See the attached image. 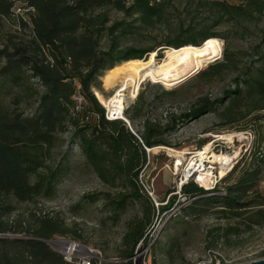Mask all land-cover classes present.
<instances>
[{
  "label": "trees",
  "instance_id": "16d2710c",
  "mask_svg": "<svg viewBox=\"0 0 264 264\" xmlns=\"http://www.w3.org/2000/svg\"><path fill=\"white\" fill-rule=\"evenodd\" d=\"M262 20L264 0H0V264H69L43 241L55 236L79 239L76 224L67 225L59 212H19L16 204L54 199L74 149L84 167L116 193L84 194L73 208L101 201L114 223L134 209L125 224L120 258L102 263L132 264L128 259L136 245L150 242L156 212L166 214L176 202L175 197L166 200L167 191L162 198L166 204L156 205L141 186L147 150L170 148L167 137L177 123L207 111L221 120V131L233 126L237 133H250L251 144L212 189L192 180L183 184L179 195L187 204L179 214L235 221L224 237L264 227L259 187L264 181ZM164 31L159 39L151 36ZM213 38L224 41L223 56L199 78L209 82L225 72L234 74L232 89L222 97L199 98L188 112L170 115L162 124L161 118L144 115L138 94L133 112L123 110L130 126L141 121L136 131L121 119L106 118L93 90L100 91L113 70L149 54L159 60L167 48L199 46ZM250 39L256 41L250 53L230 49L231 42ZM243 57L250 61L244 63ZM242 122L244 126H237ZM63 148L65 155L53 158ZM159 241L153 240L151 251L159 247L171 257L180 249L176 238Z\"/></svg>",
  "mask_w": 264,
  "mask_h": 264
},
{
  "label": "rangeland",
  "instance_id": "374dc122",
  "mask_svg": "<svg viewBox=\"0 0 264 264\" xmlns=\"http://www.w3.org/2000/svg\"><path fill=\"white\" fill-rule=\"evenodd\" d=\"M225 1L232 4L241 2V0ZM173 4L174 7H178L177 2ZM178 9L181 8L179 7ZM112 18H119V15L112 14ZM259 27L264 28V20L259 23ZM165 35L166 32L164 31L159 33L154 32L151 36L159 39V37ZM218 40L222 57L225 43L221 39ZM255 43L254 39L244 42L233 41L230 44V49L234 52H246L248 54ZM167 49L161 51V59L165 57ZM154 54H156L155 51ZM201 59L204 65L199 73L204 72L211 63L206 55L202 56ZM249 61L248 57H243L244 63ZM199 73L179 86L177 84L187 77L180 78L175 83L165 80L154 81L148 79L141 83L138 92L134 90L133 85H129L124 92L123 110L128 108L130 113H132L133 107L136 105V97L139 94L140 100L145 105L143 108L144 115L151 120L161 118L162 124H165V120L170 115L179 116L192 109L193 104L199 98H206L211 101L222 97L225 90L232 89L231 80L235 76L232 73L225 72L221 77L214 78L209 82L201 80ZM131 77L135 83L137 76L131 75ZM108 78L109 76L103 84L101 83V90L98 91L105 100L113 97L121 88L120 83H115L112 87H109L107 85ZM170 91H174L175 93L172 95L166 94V92ZM94 96L106 114L108 112L107 109L99 101L95 93ZM126 122L128 123L127 120ZM220 123L221 120L217 118L214 111H207V113L200 115L195 120H180L177 123L174 133L167 138L171 144L169 149L186 154L184 155L186 161L182 164H176L177 160L173 154L161 148L155 147L149 151L146 162L147 168L142 175L143 183L149 186L156 205L164 206L166 204L162 202V198L167 191L170 193L167 195L166 200L169 197H175L176 202L173 210L168 213L156 212L152 220V226L148 231V238L150 241L160 240L159 242L164 244L168 241V238L173 237L180 244L179 251L173 253L171 257L167 256L164 249L163 252L159 250V247L152 249V264H209L210 260L214 261L216 259L222 261L223 264H247L264 258V227L224 237L225 228L235 226V221L220 220L214 215L190 219L183 217L178 211L180 207L187 204V201L179 195L180 187L191 180L183 178V171L188 166L187 164H189L191 158H195L194 156L198 151H203L204 147L210 144L211 153L231 156L232 159L227 170H220L216 165H213L214 179H218L221 173H228L232 169L231 167L244 156L250 147L251 139L247 140V136L244 133H237L233 126L221 131L222 127H218ZM244 124L245 122H242L237 126L242 127ZM140 125L141 121L137 120L130 128L135 131L140 130ZM65 153V148L61 149V151L56 150L53 158L60 159ZM206 163L209 169L211 165L208 162ZM66 165L68 174L57 187V196L54 199H39L34 203H19L16 204L18 211L27 212L40 209L45 212H59L67 225L72 226L76 224L74 228L79 239L55 236L50 240L51 242L58 239L70 240L99 252L103 259L112 260L120 258L123 248L122 237L126 231L125 224L135 215L136 211L131 208L127 209L120 216L119 221L114 223L110 220V212L103 207L101 201L92 205L82 204L79 208L74 209L73 207L78 204L84 194L105 192L115 194L116 192L101 184L84 167L83 161L76 149L68 154ZM195 180L193 178L192 181L195 182ZM213 185H216L214 181ZM213 185L210 189L214 187ZM259 187L262 194H264V181H262ZM170 218H174V224L168 225L167 233L162 235Z\"/></svg>",
  "mask_w": 264,
  "mask_h": 264
},
{
  "label": "bare ground",
  "instance_id": "6f19581e",
  "mask_svg": "<svg viewBox=\"0 0 264 264\" xmlns=\"http://www.w3.org/2000/svg\"><path fill=\"white\" fill-rule=\"evenodd\" d=\"M220 43L218 39H209L200 46L183 47L180 49L169 48L165 51L163 59L156 60L153 54H149L146 59L135 64H128L121 69L113 70L108 78L109 87L115 83H120V90L109 99L103 97L94 91L99 101L105 106L111 119H121L126 122L123 116V103L125 100V90L129 85H133L134 90L138 92L140 85L148 79L158 81L165 80L170 83H175L178 79L188 77L197 71H200L204 65L202 56H208L209 60L219 58L221 56ZM131 75L137 76V81L134 83ZM168 152H171L176 158V164H182L186 161L185 153L174 151L168 147H158ZM150 151V150H148ZM195 158H191L188 164L189 169H193L199 162L206 161L211 166L209 169H204L203 172L198 173L196 182L200 187L210 189L213 185L214 174L213 165H216L220 170H227L231 161L230 155H217L210 152V144L204 147L203 151H198ZM221 173L218 179H222L227 173ZM92 250V249H90Z\"/></svg>",
  "mask_w": 264,
  "mask_h": 264
},
{
  "label": "built area",
  "instance_id": "2783aa9c",
  "mask_svg": "<svg viewBox=\"0 0 264 264\" xmlns=\"http://www.w3.org/2000/svg\"><path fill=\"white\" fill-rule=\"evenodd\" d=\"M107 119H111L108 112L105 114ZM130 128V127H129ZM130 130H132L130 128ZM246 135V139L252 140V136L250 133H244ZM147 155H149V151L147 150ZM206 161L199 162L195 165L193 169H189L187 166L183 171V178L185 179H196L198 173L203 172L204 169H208L206 166ZM188 165V164H187ZM147 166H145L146 169ZM233 167V166H232ZM231 167V168H232ZM141 186L143 187L144 191L147 195L155 202L153 198V194L149 188V186L145 185L142 181V175L139 177ZM220 179H214V183H217ZM195 183L199 186V184ZM156 204V202H155ZM153 240L144 244V242H139L134 251L132 256L128 259L131 261L132 264H152L151 259V245ZM52 249H54L58 254H60L63 260L69 264H102L104 259L101 257L100 253L95 250H90L85 245L80 244L78 242L65 240V239H58L56 241L50 242ZM264 259V258H262ZM209 264H223L222 261L216 259L214 261L210 260ZM248 264V263H247Z\"/></svg>",
  "mask_w": 264,
  "mask_h": 264
},
{
  "label": "water",
  "instance_id": "95a60500",
  "mask_svg": "<svg viewBox=\"0 0 264 264\" xmlns=\"http://www.w3.org/2000/svg\"><path fill=\"white\" fill-rule=\"evenodd\" d=\"M199 46H200V45H199ZM220 58H221V56H220L219 58L213 60L212 62H215V61L219 60ZM212 62H211V63H212ZM199 72H200V71H197V72H195L194 74H191V75L188 76L187 78L181 80V81L179 82V84H177V85H178V86L181 85L182 83H184V82H186L187 80L191 79L192 77L196 76ZM123 121H124V120H123ZM124 122H125V121H124ZM125 123H126V125H127L128 127H130L129 122H128V123L125 122ZM213 186H214V185H213ZM43 242H45V243H46V244L52 249V247H51V245H50V242H51V241H43ZM54 251H55V250H54ZM248 264H264V259H259V260H256V261H252V262H250V263H248Z\"/></svg>",
  "mask_w": 264,
  "mask_h": 264
}]
</instances>
